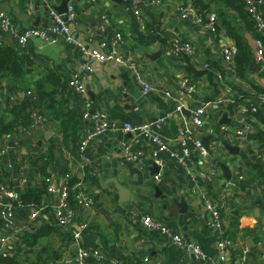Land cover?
Here are the masks:
<instances>
[{
	"label": "crops",
	"instance_id": "crops-1",
	"mask_svg": "<svg viewBox=\"0 0 264 264\" xmlns=\"http://www.w3.org/2000/svg\"><path fill=\"white\" fill-rule=\"evenodd\" d=\"M252 1L264 19V0ZM160 2L156 6L152 0H143L139 5L140 16L136 15L132 1L69 2L77 13L71 29L87 46L95 48L104 41L110 42L117 33L122 36L118 53L138 65L143 81L153 88L146 95L136 73L115 62L94 63V70L86 80V95L78 94L69 87L74 72L84 62L78 49L62 36L50 40L35 38L27 45L25 53L33 65L26 82H35L51 70L60 75L66 85L62 94L67 111L75 121L74 131L70 130L69 137L62 141L59 125L44 112V120L32 130V135L25 136L23 148L9 145L0 162L2 175L5 172L3 183L20 196L25 193L17 163V158L24 156L30 184L43 189L45 175L67 177L72 182L73 202L80 192L87 191L93 195L94 203L79 211L74 229L80 223L88 227L78 243L70 230L55 222L49 209L37 219L36 232H20L18 240H13L10 246L0 242L2 252L16 258L18 263L45 264L73 255L80 248L101 254V263L90 258L87 264H141L146 256L151 258L150 264H264L261 245L264 241V159L260 157L264 141L257 137L260 132L264 133V124L255 112L241 113L243 108L256 107L257 113L264 114V104L259 99L264 90V59L262 63L255 59L258 37L253 25L247 23L251 17L226 6L223 0ZM62 3L63 0H0V10L22 34L30 28H47L51 11L59 13L57 7ZM185 5L195 6L202 14L215 13L217 33L196 24L192 17L182 19L179 8ZM233 33L248 47L247 68L243 63L245 52L241 50L240 54ZM10 35L11 32L0 27L1 44L10 43ZM177 38L194 45L193 56H175L170 52L168 47ZM230 45H235L240 54L241 73L237 57L231 63L224 59V50ZM205 64L213 68L206 71ZM186 81L195 87L194 92L183 86ZM17 83L14 78H8L2 84L11 104H17L23 97L15 87ZM167 92H171V97L166 96ZM230 93L233 104L227 107L214 104L202 128L192 124L196 107ZM179 105L183 110L174 118L161 128L153 126L168 147L165 151L159 150L151 135L111 130L89 143L84 154L89 162L79 153L83 136L96 130L92 110L106 114L111 124H147L167 118ZM183 128L208 146L209 157L203 159L197 153L191 158L184 155L179 133ZM40 142L36 156L33 149ZM124 143L141 153L139 161L127 160ZM43 153H52L50 162L43 164L40 158ZM152 159L160 167L154 174ZM9 163L13 165L11 168ZM221 166L228 170L224 171ZM213 169L218 170L217 175L210 176ZM89 173L96 175L95 182L89 179ZM228 175H231L229 179ZM100 176L104 181L116 177L131 191V199L121 202L116 186L106 184L110 189L105 190L99 182ZM181 198L188 203L191 217L175 207L174 200L180 203ZM49 200L55 202V199ZM30 213L29 204L17 206L16 221H27ZM141 215H151L172 233L179 232L186 240L197 243L209 260L188 261L183 249L172 244L161 229L145 230L139 223ZM213 222L216 223L212 225ZM0 223V236H4ZM36 235L39 236L33 240ZM223 238L230 241L226 262L219 258L218 251Z\"/></svg>",
	"mask_w": 264,
	"mask_h": 264
},
{
	"label": "built area",
	"instance_id": "built-area-1",
	"mask_svg": "<svg viewBox=\"0 0 264 264\" xmlns=\"http://www.w3.org/2000/svg\"><path fill=\"white\" fill-rule=\"evenodd\" d=\"M132 1L134 4V9L136 15L140 16L139 5L143 0H124ZM245 4L246 10L250 14L252 20L255 23V29L259 37L256 40V53L255 59L257 63H262L264 59V19L262 14L258 11L257 5L252 0H242ZM152 3L156 6H160V0H152ZM179 14L182 19H188L192 17L194 22L200 26L208 28L212 33H217V15L215 13L202 14L195 6L185 5L180 6ZM66 20L62 14L57 13L56 11H51L50 21L47 28H38V29H26L22 34L18 33V30L11 24L10 18L6 15L5 12L0 10V27L5 31L11 32L10 44H15V47H20L23 50H26L27 45L30 40L35 38H40L44 40H50L53 36H62L65 41L78 49L83 58L84 62L79 65V67L74 72L72 79L69 82V87L77 91L78 94L86 95V80L90 73L94 70V63H109L115 62L119 63L124 67H128L136 73L138 82L142 85V92L144 95L148 94L153 90L151 85L145 83L142 79V74L138 69V65L131 58H122L118 53V46L123 43L122 36L117 33L114 39L110 42L104 41L99 44L98 47L92 48L87 46L82 42L72 31L71 23L77 19V13L75 11L74 5L69 3L66 13ZM170 52L175 56H193L195 49L194 45L183 38H177L172 41L169 45ZM238 53V49L235 45H230L224 50V59L231 63L234 61L235 56ZM204 69H212L211 64H205ZM218 77L221 79L222 75L219 74ZM189 92H194L195 87L189 85V81L183 84ZM27 95L30 97L34 106L37 107L38 100L34 96L33 92L27 91ZM24 96V94H23ZM167 97H171V92L166 93ZM259 99L264 104V90L260 94ZM234 103V99L230 94L218 98L217 101H207L202 105L196 107L193 110V119L192 124L196 127H203L206 123L209 109L214 105L220 107H227ZM183 110L182 106H177L172 111L168 113L167 118L158 119L155 123L147 124H131V123H109L107 120L106 114L102 112L94 113L92 119L96 122V130L87 132L82 139V144L79 147V153L83 155L84 159L89 162V159L84 156L89 143L95 139L97 136L107 132V131H124L130 133H141L146 135H151L152 141L159 145L160 151H165L168 147L163 143L159 136L154 131L153 126L156 125L157 128H161L168 120L174 118L176 114ZM258 108H243L241 113L256 112ZM33 124L32 129L27 132L26 135L29 137L32 135V130L38 126L40 122L44 120V115L41 114L38 110H35L32 113ZM180 142L182 146L183 153L186 157L191 158L194 153L201 155L204 158L209 157V151L205 147L203 141L199 138L194 137L189 129L183 128L180 130ZM240 133V132H239ZM242 135V133H240ZM13 141L12 135L9 134L6 137V142L4 147L0 150V157L2 160L9 150V142ZM16 143V142H15ZM124 153L129 161H139L140 152H137L132 148V145L129 143H124L123 145ZM158 150L155 152L157 157ZM260 157L264 159V151H261ZM156 159V158H155ZM154 160V159H152ZM155 161V160H154ZM17 163L19 167V176L21 181V188L25 190L29 185L30 177L28 174V164L25 161L24 156H19L17 158ZM12 163L8 164V167L11 168ZM217 169H213L210 176L217 175ZM96 172V171H95ZM45 183L47 185V196H45L41 203L37 205H31L30 208V217L27 223H20L16 221L15 211L17 205H20L21 196L19 192L11 189L7 184L0 183V219H2V227L5 231L4 236H0V242L4 245L10 246L13 240H18L17 235L24 231L25 228H35L38 225L37 219L42 215V213L49 209L52 211L55 222L63 227L66 230H71L72 238L78 243L82 240L83 234L85 233L88 225L86 223H80L77 229H74L75 222L78 220L79 211L87 207H91L94 203V197L91 193L82 192L84 194L77 195V200L72 202L71 199V187L70 180L66 177L59 179L55 175L47 174L45 176ZM200 196L206 197L204 193L199 192ZM51 199H55V202L52 203ZM216 222L219 220V215L215 213ZM216 222H213L214 225ZM140 225L147 231H152L155 229H161L162 233L166 234L171 243L182 248L184 251V258L188 261H200L206 262L209 260L208 255L201 249V247L193 242L186 240L182 234L172 233L169 229L163 227L160 222L151 215L140 216ZM229 245L230 242L227 238H223L218 244L219 258L226 262L229 254ZM264 248V241L261 244ZM93 257L98 261H101V254L99 251H90L87 249H80L75 253V255L65 256L61 260L56 261V263L51 264H86L88 258ZM151 258L146 256L143 258L141 264H150Z\"/></svg>",
	"mask_w": 264,
	"mask_h": 264
},
{
	"label": "trees",
	"instance_id": "trees-1",
	"mask_svg": "<svg viewBox=\"0 0 264 264\" xmlns=\"http://www.w3.org/2000/svg\"><path fill=\"white\" fill-rule=\"evenodd\" d=\"M223 1L224 3H226V6H230L234 8L242 15L244 14L247 17L248 16L251 17L248 11L246 10L245 4L242 0H223ZM247 23L249 25H253V30H255L256 32L255 23L252 20V18L247 19ZM256 36L259 37L257 32H256ZM233 38L236 39L240 54H241V50L245 52L244 54L245 60L243 61V63H244V68H247L250 59V55H249L250 53H248V47L246 46L244 40L238 34L233 33ZM14 45L15 44L0 43V150L4 147L6 142V137L9 134L12 135V139H13V141L10 142H14V143L16 142L15 145L19 149L25 146V142H26L25 136L28 134L27 132H29L32 129L31 127L33 124L32 113L35 110H38L41 114L46 112L50 116L51 120L59 125L62 132L61 134L62 141L64 140V137L67 139L69 137V134H71L70 130L74 131L75 121L71 116V113L67 111L66 103L64 102L63 99L62 93H64L63 91L65 90L66 85L63 84L60 75L53 72V70L49 71L48 74L38 78L35 82L32 83L26 82L28 81L27 77L31 72L33 61L30 59L27 53H25L26 52L25 50H23L20 47H15ZM240 54H238V56L237 55L235 56L237 57L236 64L239 73H241V65H242ZM8 78H14L15 80H17V82L19 83H17L15 87L18 89V91L24 94V96L19 100L17 104L10 103L9 100L10 97L7 96L8 93L6 94V88L2 86L3 82ZM27 91L33 92L34 96L38 100L39 106L36 107L33 105L30 97L27 95ZM217 100L218 97L215 101ZM255 114L264 124V114L261 112L258 113L255 112ZM257 137L261 141L262 139L264 141L263 132H260L257 135ZM261 146L264 147V142L261 143ZM52 157H53L52 153L50 154L43 153V155L40 156L43 164H46L48 161L50 162ZM1 161L2 158L0 157V162ZM4 176H5V172L2 175V172L0 171V183H3ZM89 179L95 182L97 178L95 174L91 175L89 173ZM70 183L72 182L70 181ZM44 184L45 186L42 189L39 186L30 184L29 181V185L24 190L25 193L22 194L21 196L20 205L29 204V207H31V205H37L41 203L47 189L46 183ZM36 230L38 229H35L33 231L26 230L24 232H27L29 234L30 232L32 233L36 232ZM38 236L39 235L34 236L33 240H35V238H37ZM65 256L66 255H64L63 257ZM90 258H88L87 260H89ZM58 260L55 261L51 260L45 264L56 263V261ZM101 261L99 262L101 263ZM42 263L43 262H39V261H36L34 263H26V262L18 263V260L16 258H12L4 254V252H2L0 248V264H42Z\"/></svg>",
	"mask_w": 264,
	"mask_h": 264
},
{
	"label": "water",
	"instance_id": "water-1",
	"mask_svg": "<svg viewBox=\"0 0 264 264\" xmlns=\"http://www.w3.org/2000/svg\"><path fill=\"white\" fill-rule=\"evenodd\" d=\"M69 2H70V0H63L62 6H61V7H57L59 13L62 14V15L64 16V19H65V20H66V18H67V17H66V13H67V8H68V4H69ZM52 36H53V37H56V35H52ZM94 113H95L94 110H92V114H94ZM226 123H229V121H227ZM9 145H10V147H15V146H16L14 142L10 143ZM41 145H42V143L40 142V143H38V147L33 149V151L35 152V155H36V156H38L39 147H40ZM204 145H205V144H204ZM205 147L208 148V146H205ZM152 165H153V167L151 168V171L153 172V174H154V172L157 173L158 171H160V169H159L160 167H159V166H156L155 161L152 162ZM221 167L224 169V171L228 170V168H226V167H224V166H221ZM230 176H231V175H228L227 178L229 179ZM99 182H100V184L102 185V187H103L105 190H109V189H110L109 185H106V184H110V183L114 184V185L116 186L117 190H118V193H119V200H120L121 202L129 201V200L131 199V198H130V196H131V194H132L131 191L128 190L126 187H124V186L119 182V180H118L116 177H114V178H110L109 181H107V180L104 181L103 178H102V176H100V178H99ZM174 205H175V207H177L181 212L188 214V216H190V217L192 216V213H190V212L188 213V211H189V205H188V203L185 201V198H181L180 203H178L176 200H174Z\"/></svg>",
	"mask_w": 264,
	"mask_h": 264
},
{
	"label": "rangeland",
	"instance_id": "rangeland-1",
	"mask_svg": "<svg viewBox=\"0 0 264 264\" xmlns=\"http://www.w3.org/2000/svg\"><path fill=\"white\" fill-rule=\"evenodd\" d=\"M45 181V180H44ZM70 187H71V189H72V184H70ZM87 192V191H86ZM90 192H88V194H89ZM80 194H84V193H82V192H80ZM45 196H47V191L45 192ZM44 196V197H45ZM49 197V196H48ZM49 199H51V197H49ZM73 202V201H72ZM0 221H2V219H0ZM28 222V220L27 221H25V222H23V223H27ZM76 223H77V221L75 222V225H76ZM79 225V224H78ZM36 227L37 226H35V228H25V230L24 231H26V230H29V229H32V231L33 230H35L36 229ZM79 227V226H78ZM63 228V227H62ZM66 230V229H65ZM71 231V230H70ZM23 231H21V233H22Z\"/></svg>",
	"mask_w": 264,
	"mask_h": 264
}]
</instances>
